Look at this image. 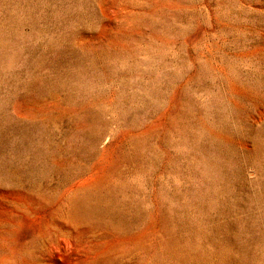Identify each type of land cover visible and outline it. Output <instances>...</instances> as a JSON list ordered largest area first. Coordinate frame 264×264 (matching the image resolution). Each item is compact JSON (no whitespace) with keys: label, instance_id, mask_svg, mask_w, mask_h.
<instances>
[{"label":"rangeland","instance_id":"rangeland-1","mask_svg":"<svg viewBox=\"0 0 264 264\" xmlns=\"http://www.w3.org/2000/svg\"><path fill=\"white\" fill-rule=\"evenodd\" d=\"M0 264H264V0H0Z\"/></svg>","mask_w":264,"mask_h":264}]
</instances>
